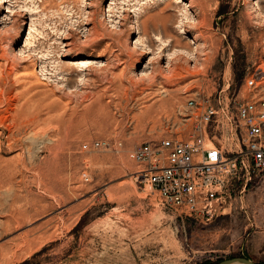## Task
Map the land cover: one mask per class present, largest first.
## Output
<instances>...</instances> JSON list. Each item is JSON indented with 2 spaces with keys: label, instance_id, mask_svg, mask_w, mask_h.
Here are the masks:
<instances>
[{
  "label": "rangeland",
  "instance_id": "obj_1",
  "mask_svg": "<svg viewBox=\"0 0 264 264\" xmlns=\"http://www.w3.org/2000/svg\"><path fill=\"white\" fill-rule=\"evenodd\" d=\"M258 70L264 0H0V264H264V171L207 218L128 155L192 132L189 98L264 96Z\"/></svg>",
  "mask_w": 264,
  "mask_h": 264
},
{
  "label": "built area",
  "instance_id": "obj_2",
  "mask_svg": "<svg viewBox=\"0 0 264 264\" xmlns=\"http://www.w3.org/2000/svg\"><path fill=\"white\" fill-rule=\"evenodd\" d=\"M263 75L258 70L247 86L260 88ZM187 105L203 107L192 132L183 135L167 124L162 135L135 144L128 155L137 165L136 178L157 191L162 204L208 218L230 207L235 177L264 171V96L233 107L202 105L193 98Z\"/></svg>",
  "mask_w": 264,
  "mask_h": 264
},
{
  "label": "water",
  "instance_id": "obj_3",
  "mask_svg": "<svg viewBox=\"0 0 264 264\" xmlns=\"http://www.w3.org/2000/svg\"><path fill=\"white\" fill-rule=\"evenodd\" d=\"M237 261H240V262L245 263V264H258L256 262H254L248 258H244V257H238V258H233V259H224V260L217 262L216 264H230V263L237 262Z\"/></svg>",
  "mask_w": 264,
  "mask_h": 264
},
{
  "label": "bare ground",
  "instance_id": "obj_4",
  "mask_svg": "<svg viewBox=\"0 0 264 264\" xmlns=\"http://www.w3.org/2000/svg\"><path fill=\"white\" fill-rule=\"evenodd\" d=\"M256 3L258 4L257 1L255 2V4H256ZM258 6H259V4H258ZM131 25H132V23H131ZM68 44L70 45L71 43L69 42ZM65 46H68V45H65ZM67 50H68V49H67ZM21 52H22V51H21ZM20 54H21V53H20ZM3 56H4V55H3ZM5 60H6V63H7V61L9 62L8 59L5 58ZM144 67H146V66H144ZM23 68H26V66H23ZM26 69H27V68H26ZM25 74H26V73H25ZM27 75H28V74H27ZM26 77H27V76H26Z\"/></svg>",
  "mask_w": 264,
  "mask_h": 264
}]
</instances>
